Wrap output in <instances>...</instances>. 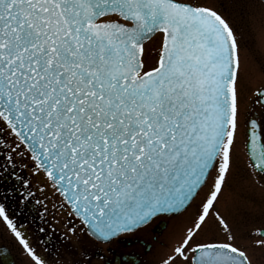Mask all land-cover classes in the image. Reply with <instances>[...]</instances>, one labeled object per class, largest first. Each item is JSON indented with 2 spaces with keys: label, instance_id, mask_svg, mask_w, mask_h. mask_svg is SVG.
Wrapping results in <instances>:
<instances>
[{
  "label": "snow or ice",
  "instance_id": "6c2138e0",
  "mask_svg": "<svg viewBox=\"0 0 264 264\" xmlns=\"http://www.w3.org/2000/svg\"><path fill=\"white\" fill-rule=\"evenodd\" d=\"M240 53L236 28L197 0H0V227L26 264H49L21 224L52 246L50 198L70 264H146L157 222L189 209L154 264H253L214 210L236 148ZM252 95L247 167L264 175V86ZM210 218L223 239L198 240Z\"/></svg>",
  "mask_w": 264,
  "mask_h": 264
},
{
  "label": "rangeland",
  "instance_id": "374dc122",
  "mask_svg": "<svg viewBox=\"0 0 264 264\" xmlns=\"http://www.w3.org/2000/svg\"><path fill=\"white\" fill-rule=\"evenodd\" d=\"M197 2L211 6L214 0L211 2L210 0H197ZM225 2L227 3L228 1L225 0ZM242 10L246 12V15L242 19L237 20L238 22L241 21V23L239 22L240 29H237V36L241 46V60L245 61L247 66L244 68L243 64L241 70L240 116L236 133V148L234 149L232 167L227 174L223 191L215 204L214 210L218 211L228 222L233 230V235L237 237L236 243L249 247V255L253 264H264V249L252 247L256 239H261L256 235L257 230L264 228V181L254 177L248 169L243 146L238 139V131L241 128V116L247 107L246 100L250 98L253 89L264 80V12L262 10L254 11V6L247 3L244 4ZM239 13L241 14L240 10ZM236 24L237 22H235ZM24 175L27 176L28 174L25 173ZM31 179L35 191L40 178L32 177ZM48 195L47 191H35V196L38 200H44V197ZM46 203L50 213L48 217L49 222L57 225V221L68 219L60 211L52 207V198L46 201ZM192 212L193 209H189L187 213L179 216V220L182 221L183 225L188 223ZM53 216L55 220H53ZM233 228L235 230L240 228L241 234L235 235ZM22 230H26L31 238L28 229L22 228ZM249 232L253 235L252 238L247 236ZM53 235L55 238L58 237L56 233H53ZM213 237L223 239V234L217 230L216 224L210 218L208 224L205 226V230L201 232L197 239L207 240ZM3 242L9 245L13 244L16 247L13 246L15 252L11 250L12 248L8 249H10V253L16 258L17 264H22L18 262L20 259L26 261L20 255L22 251L16 246L17 244L10 233L0 227V243Z\"/></svg>",
  "mask_w": 264,
  "mask_h": 264
},
{
  "label": "flooded vegetation",
  "instance_id": "af4514ba",
  "mask_svg": "<svg viewBox=\"0 0 264 264\" xmlns=\"http://www.w3.org/2000/svg\"><path fill=\"white\" fill-rule=\"evenodd\" d=\"M212 0H210L211 2ZM226 3L225 0H214V2L209 7H213L215 10L219 11L222 15H224L229 22L236 28V30L240 29L238 19H242L243 16L246 15V12L242 10V7H244V4H251L254 6V11H261L264 12V3L261 2V0H227ZM230 3V4H229ZM239 10L241 14L239 13ZM237 11V12H236ZM245 12V13H244ZM235 22L237 24L235 25ZM254 50V49H253ZM251 51V50H250ZM244 62V63H243ZM241 64H244L247 66L245 61L241 60ZM264 86V80L253 89L256 90L257 88ZM252 91V93H253ZM256 99L255 96L251 94L250 98L246 102L247 108L253 104V101ZM246 108V110H247ZM246 110L243 112V115L241 116V139H245V115ZM254 177H257L260 180L264 181V175H257L252 172ZM36 197V196H35ZM38 199V198H36ZM52 210V209H51ZM66 221V220H65ZM65 221H59L57 222V225H54L50 222L52 228L55 230L54 233L58 234V237L55 238L54 236V242L52 246H49L48 244L44 243V240L46 239L42 234L37 233L35 231V224L28 225L27 229L30 232L31 238L30 242L33 244V247H35L38 251V253L42 256L47 257L49 260V264H70L72 257L68 254V252L65 250L69 247H74L75 241L70 240L67 245L60 244L59 242V234L60 233H66L67 232V225L65 224ZM164 223L167 224V227L164 228L160 225V222H157V227L153 230V236L156 240V243L153 246L152 252L145 256V262L146 264H152L154 261H156L160 256L167 253L171 246L176 242V240L180 237V231L185 226L182 224V221L179 220V216L173 218V219H167L164 221ZM27 222H24L21 224V227H24ZM236 228V227H235ZM235 228H233L235 230ZM240 229V228H239ZM235 230V235L241 234V230ZM250 238H252V234L249 232L248 235ZM39 241V243H37ZM5 244V245H4ZM8 246V247H7ZM13 244L9 245L7 243H0V248L7 249L8 251V258L11 261V264H17L16 258L10 253V249L14 250ZM19 247V245H16ZM15 247V246H14ZM58 247V251L56 250ZM16 248V247H15ZM23 258L26 259L25 255L21 252L20 254ZM18 262H21L22 264H26V261L24 259H20Z\"/></svg>",
  "mask_w": 264,
  "mask_h": 264
},
{
  "label": "bare ground",
  "instance_id": "6f19581e",
  "mask_svg": "<svg viewBox=\"0 0 264 264\" xmlns=\"http://www.w3.org/2000/svg\"><path fill=\"white\" fill-rule=\"evenodd\" d=\"M240 139H241V137H240ZM240 139H239V140H240Z\"/></svg>",
  "mask_w": 264,
  "mask_h": 264
}]
</instances>
